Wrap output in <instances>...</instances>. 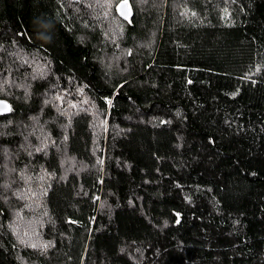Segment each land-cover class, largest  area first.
I'll use <instances>...</instances> for the list:
<instances>
[{"label":"trees","instance_id":"1","mask_svg":"<svg viewBox=\"0 0 264 264\" xmlns=\"http://www.w3.org/2000/svg\"><path fill=\"white\" fill-rule=\"evenodd\" d=\"M119 1L0 0V264H264V0Z\"/></svg>","mask_w":264,"mask_h":264},{"label":"water","instance_id":"2","mask_svg":"<svg viewBox=\"0 0 264 264\" xmlns=\"http://www.w3.org/2000/svg\"><path fill=\"white\" fill-rule=\"evenodd\" d=\"M125 2V0H121V1H119V3L117 4V6H116V10H117V14L122 18V19H124V20H126V21H129L130 19H131V16H132V6H131V3H130V1L129 0H127V8H124V9H121V4L122 3H124ZM124 12L125 14L124 15H122L121 14V12ZM4 104H7L8 105V107H9V104L6 102V101H4V100H1L0 99V114H5V113H7L9 110H6L5 108H4Z\"/></svg>","mask_w":264,"mask_h":264},{"label":"snow or ice","instance_id":"3","mask_svg":"<svg viewBox=\"0 0 264 264\" xmlns=\"http://www.w3.org/2000/svg\"><path fill=\"white\" fill-rule=\"evenodd\" d=\"M120 7H121V9L127 8V7H128V6H127V0H125V2L122 3ZM121 14L124 15L125 13L122 11ZM4 108H5L6 110H10L7 104H4Z\"/></svg>","mask_w":264,"mask_h":264},{"label":"bare ground","instance_id":"4","mask_svg":"<svg viewBox=\"0 0 264 264\" xmlns=\"http://www.w3.org/2000/svg\"><path fill=\"white\" fill-rule=\"evenodd\" d=\"M25 139V138H24ZM27 140H29L28 138H26ZM29 141H31V140H29ZM27 143V141L25 142V144ZM31 143V142H30ZM29 144V143H28ZM27 144V145H28ZM31 146V145H30ZM24 147V146H23ZM28 147H29V145H28ZM27 149V148H26ZM24 150V149H23ZM24 151H26V150H24ZM24 151H23V153H24Z\"/></svg>","mask_w":264,"mask_h":264},{"label":"clouds","instance_id":"5","mask_svg":"<svg viewBox=\"0 0 264 264\" xmlns=\"http://www.w3.org/2000/svg\"><path fill=\"white\" fill-rule=\"evenodd\" d=\"M43 38H44L45 40H50V37H47V36H43Z\"/></svg>","mask_w":264,"mask_h":264}]
</instances>
